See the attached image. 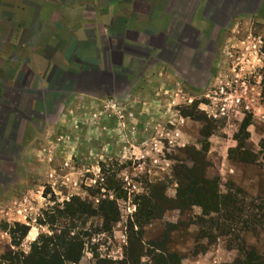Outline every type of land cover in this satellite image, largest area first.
<instances>
[{"label": "rangeland", "instance_id": "rangeland-1", "mask_svg": "<svg viewBox=\"0 0 264 264\" xmlns=\"http://www.w3.org/2000/svg\"><path fill=\"white\" fill-rule=\"evenodd\" d=\"M13 1L0 0V42L27 29L43 61L0 43V264L67 239V264H128L130 240L143 264H262L248 259L264 254V0L225 25L195 0ZM185 12L209 57L201 79L151 50ZM37 70L40 97L12 90ZM78 76L97 88L87 102Z\"/></svg>", "mask_w": 264, "mask_h": 264}, {"label": "flooded vegetation", "instance_id": "flooded-vegetation-1", "mask_svg": "<svg viewBox=\"0 0 264 264\" xmlns=\"http://www.w3.org/2000/svg\"><path fill=\"white\" fill-rule=\"evenodd\" d=\"M216 2L217 0H209L202 13L209 16L215 24H225L228 20L225 14L216 12L212 8L216 5ZM207 5H210L212 12L208 10ZM221 6H223V3H221ZM189 16L191 14L185 12L183 16L181 14L177 16L175 23L171 21L165 29L157 28L151 37L150 45L153 46L154 50H159L158 54L163 61L171 64L187 65L188 70L194 71L195 75L197 74L201 79L204 66L209 65V57L204 51L205 49H202V47L198 49L201 46L200 37L202 30L190 24Z\"/></svg>", "mask_w": 264, "mask_h": 264}, {"label": "crops", "instance_id": "crops-1", "mask_svg": "<svg viewBox=\"0 0 264 264\" xmlns=\"http://www.w3.org/2000/svg\"><path fill=\"white\" fill-rule=\"evenodd\" d=\"M10 1H11V3L14 2L13 0H10ZM15 1H18V0H15ZM182 1H181L182 4L185 3L186 5H188L190 0H182ZM208 1L209 0H195L194 3H196V4L194 5V8H193L194 10H193L192 13L195 15V10L198 11V12H202V10L206 7V4H207ZM201 2H206V4L203 3V4L200 5L199 3H201ZM220 3H223V6H221ZM255 3H258V0H217L216 5H215L213 10H215L216 12H219L221 14H225V17H227V19H228L227 22H225V24H227L232 17H235L237 15H246V14H250L251 15L252 10L255 9L254 8V4ZM7 5H9V4H7ZM180 6H182V5H180ZM155 10H156V14H157L159 12L163 13L162 10H164V9H157V6H156ZM27 11H29V9H27ZM164 11L167 12L166 9ZM194 15L191 14V19H190V24L191 25H193L192 22L193 23L197 22V20L193 19ZM201 15H203V18L205 17V15L203 13ZM175 17L177 18V16H175ZM163 18L164 19L162 20V22L164 20H166L167 15H165ZM176 18H173L172 23H175ZM139 29H141V28H139ZM25 30H27V29H19V31H16V29H9L8 33H7V36H6L5 42L4 41H1V42L3 43V45L7 46V48L13 49V50L15 49V51H17L18 49H23V46L25 45V43H24V41H22V39H23V36H24L23 34H24ZM19 35H23L21 37V39H18ZM151 37H150V39H151ZM125 47H127V46H125ZM128 47H130V46H128ZM29 48H31V49L29 50ZM137 48H138V46L137 47L136 46L130 47V49H135V50ZM25 49H27V51L30 53V55H29L30 57L29 58L27 57V61H30V60L33 61L30 65H33V63L36 62V61L37 62L40 61V60L43 61L42 57L39 58V56H36L37 59H35L36 57H35V55L33 53L34 50H35L34 47H31L29 45L28 46L25 45ZM151 50H153V47H151ZM16 57L18 58L19 56H16ZM122 59H123V56H121V59H120L121 62H122ZM37 65H40V63L38 62ZM38 72H40V71L37 70V73L35 71H31V78H32V76L35 77L34 85L32 84L31 86H29V84H27V83L24 84L26 82V80L22 79L23 80V84L25 85V88L22 89L23 88V85H22L21 89H12V90H18L19 91V92H15V93H20L21 94L24 91L26 93V95H28V96L40 97V93L42 92V90H43V88L45 86V83L43 81V75L44 74H41V73H38ZM77 78L78 79L74 82V85H73V87H71V89L74 90V91H77V92L80 91L79 93L82 94V100H85L87 102L88 91H92L93 89H97V88H94V86L92 84L91 85L89 84L87 76H85V77L78 76ZM262 83L264 85V77L262 78ZM35 87H37V89H35ZM261 111H263V118H264V106L262 107ZM19 145H21V144L18 143L17 146H19ZM26 145H27V143H26ZM29 146H30V144L27 145V147H29ZM7 176H8V173H6L5 177H7ZM0 178H4V175L0 174ZM32 229L33 228H31L30 231ZM30 231H29V233H30ZM28 236H29V234H28Z\"/></svg>", "mask_w": 264, "mask_h": 264}, {"label": "trees", "instance_id": "trees-1", "mask_svg": "<svg viewBox=\"0 0 264 264\" xmlns=\"http://www.w3.org/2000/svg\"><path fill=\"white\" fill-rule=\"evenodd\" d=\"M151 195L155 197L152 193ZM83 209H84L83 204L79 202L77 199V200H72V203L68 204L66 212L70 214L82 213ZM67 241L69 242L68 244L65 243L59 246V248L63 247L64 249L63 251H61V253L57 251L49 253L47 251V247H46L47 245L45 241H43L42 244H40L39 246L36 243H34L32 250L29 253V260L30 261L32 260V264H51L53 260L55 261V259L57 260L56 262H58V264H67V261H77L78 257H76V255L70 256L69 251L72 249L77 250V247L79 245L74 240L71 241L67 239ZM130 243L131 246L128 247L125 253L126 254L125 260L127 261L128 264H143L140 262V257L143 254L142 245L139 243V241H136L134 243L132 242V240H130ZM170 255L171 254L163 253L161 255L154 256L153 264H175L173 260V256ZM252 256L253 257L251 259L249 257L248 259L249 261L250 260L252 261V259L254 258L256 260L255 262L259 261L260 263L264 264V254L261 256H254V255Z\"/></svg>", "mask_w": 264, "mask_h": 264}, {"label": "bare ground", "instance_id": "bare-ground-1", "mask_svg": "<svg viewBox=\"0 0 264 264\" xmlns=\"http://www.w3.org/2000/svg\"><path fill=\"white\" fill-rule=\"evenodd\" d=\"M36 234V230L33 228L30 233H29V237H34V235Z\"/></svg>", "mask_w": 264, "mask_h": 264}, {"label": "built area", "instance_id": "built-area-1", "mask_svg": "<svg viewBox=\"0 0 264 264\" xmlns=\"http://www.w3.org/2000/svg\"><path fill=\"white\" fill-rule=\"evenodd\" d=\"M224 109V108H223Z\"/></svg>", "mask_w": 264, "mask_h": 264}]
</instances>
